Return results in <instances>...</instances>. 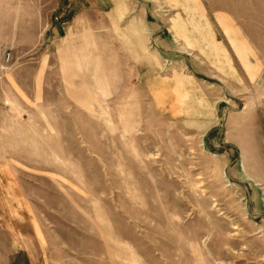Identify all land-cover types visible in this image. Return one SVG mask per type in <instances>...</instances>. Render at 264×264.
I'll list each match as a JSON object with an SVG mask.
<instances>
[{
	"label": "rangeland",
	"instance_id": "1",
	"mask_svg": "<svg viewBox=\"0 0 264 264\" xmlns=\"http://www.w3.org/2000/svg\"><path fill=\"white\" fill-rule=\"evenodd\" d=\"M0 264H264V0H0Z\"/></svg>",
	"mask_w": 264,
	"mask_h": 264
},
{
	"label": "crops",
	"instance_id": "2",
	"mask_svg": "<svg viewBox=\"0 0 264 264\" xmlns=\"http://www.w3.org/2000/svg\"><path fill=\"white\" fill-rule=\"evenodd\" d=\"M114 14L117 16V18L120 19V13L118 11L114 10ZM140 22L141 21L139 18H135L130 22V27L132 28V31L134 33L136 32V27L140 24ZM171 29L178 39L184 41L186 43V45L191 46L190 45L191 41L187 38V36H184L185 33H184L183 28L181 26H174L173 21H172ZM193 29L194 28H192V30ZM194 32L197 34L196 31H194ZM207 37H208V35H207ZM207 37H206V41H202V39H200V38H199V41H202L206 45L208 51L213 52L216 56V52L214 49H216V50H222V49H220L217 45L213 44L211 42V39L209 37L208 38ZM223 56H224V54H223ZM217 59H218V62H217L218 65L221 63L225 64L229 68V70H231L229 62L228 61L226 62V60H227L226 57L224 58L225 60H222V58H217ZM173 77L175 79V83H176V86L178 88L183 89L185 87V85H187L190 82V80L188 78L183 77V76L177 74L176 72H173Z\"/></svg>",
	"mask_w": 264,
	"mask_h": 264
},
{
	"label": "bare ground",
	"instance_id": "3",
	"mask_svg": "<svg viewBox=\"0 0 264 264\" xmlns=\"http://www.w3.org/2000/svg\"><path fill=\"white\" fill-rule=\"evenodd\" d=\"M197 3V2H196ZM196 5V4H195ZM201 9V8H200ZM195 10V9H194ZM199 10V9H198ZM195 12H196V10H195ZM202 31V30H201ZM196 32H197V34H198V37L200 38V39H202V41H206V37H207V35L206 34H201L200 32H198L197 31V29H196ZM208 38V37H207ZM231 42V41H230ZM238 45V44H237ZM240 45V44H239ZM232 46L234 47V42H232ZM215 50V52H216V57L217 58H222V60H225L224 58H225V56H223V53H222V50H216V49H214ZM236 51V53H237V56L242 60V61H244L245 62V58H242L243 57V53L241 52V51H239V50H235ZM244 52V51H243ZM226 62H227V60H226ZM244 66H245V68L247 69V71L248 72H250V73H252L254 70H253V68L252 67H250L249 65H247V63L245 62V64H244ZM184 77V76H183ZM182 96H184V97H186V95H182Z\"/></svg>",
	"mask_w": 264,
	"mask_h": 264
}]
</instances>
